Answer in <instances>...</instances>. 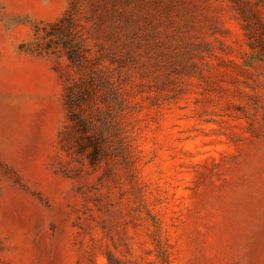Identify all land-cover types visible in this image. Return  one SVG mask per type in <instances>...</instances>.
Here are the masks:
<instances>
[{
  "label": "rangeland",
  "instance_id": "1",
  "mask_svg": "<svg viewBox=\"0 0 264 264\" xmlns=\"http://www.w3.org/2000/svg\"><path fill=\"white\" fill-rule=\"evenodd\" d=\"M70 4L0 0V264H264V0H82L88 61L29 53Z\"/></svg>",
  "mask_w": 264,
  "mask_h": 264
},
{
  "label": "trees",
  "instance_id": "2",
  "mask_svg": "<svg viewBox=\"0 0 264 264\" xmlns=\"http://www.w3.org/2000/svg\"><path fill=\"white\" fill-rule=\"evenodd\" d=\"M81 4L82 0H71L62 18L37 27L32 40L26 45L27 51L39 56L53 54L58 58H66L74 66H80L84 61H88L80 33ZM76 88V90L68 89L65 93V106L69 113L70 127L73 130L72 138L78 143L80 149H84L83 153L88 148H92L91 156L98 157L101 144L95 137L87 135L89 121L84 118L86 113L83 108V105L91 103L90 99L94 97V90L90 86L82 88L81 84Z\"/></svg>",
  "mask_w": 264,
  "mask_h": 264
}]
</instances>
